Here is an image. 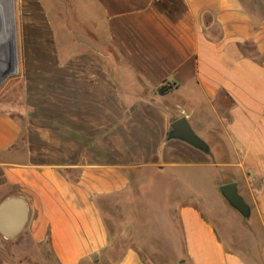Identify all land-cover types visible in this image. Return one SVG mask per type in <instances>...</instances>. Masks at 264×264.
<instances>
[{"label": "crops", "instance_id": "crops-1", "mask_svg": "<svg viewBox=\"0 0 264 264\" xmlns=\"http://www.w3.org/2000/svg\"><path fill=\"white\" fill-rule=\"evenodd\" d=\"M71 2L84 33L63 63V127L0 110V264H264L262 13ZM181 118L208 153L168 138ZM230 183L249 217L221 194Z\"/></svg>", "mask_w": 264, "mask_h": 264}, {"label": "rangeland", "instance_id": "rangeland-1", "mask_svg": "<svg viewBox=\"0 0 264 264\" xmlns=\"http://www.w3.org/2000/svg\"><path fill=\"white\" fill-rule=\"evenodd\" d=\"M247 1L264 17V0ZM47 7L53 19L51 35L43 18ZM77 11L71 0H0V110L24 126L63 127V86L70 84L63 63L80 53L84 33L78 21L71 24L74 21H66L65 14L78 19ZM73 77L77 79V72H72ZM217 223L229 240L228 228Z\"/></svg>", "mask_w": 264, "mask_h": 264}, {"label": "water", "instance_id": "water-1", "mask_svg": "<svg viewBox=\"0 0 264 264\" xmlns=\"http://www.w3.org/2000/svg\"><path fill=\"white\" fill-rule=\"evenodd\" d=\"M168 138L170 140L176 139L186 142L204 153H208L209 151L206 142H204L195 134L185 118H181L171 124V130L168 134ZM220 192L223 197L229 202V204L233 208H235L244 218L250 216V207L239 195L238 186L236 183H230L221 186Z\"/></svg>", "mask_w": 264, "mask_h": 264}, {"label": "trees", "instance_id": "trees-1", "mask_svg": "<svg viewBox=\"0 0 264 264\" xmlns=\"http://www.w3.org/2000/svg\"><path fill=\"white\" fill-rule=\"evenodd\" d=\"M162 7L164 9H169L167 4H165V3H162ZM167 91H168V88L166 86H163V87L160 88L159 93L160 94H165Z\"/></svg>", "mask_w": 264, "mask_h": 264}]
</instances>
